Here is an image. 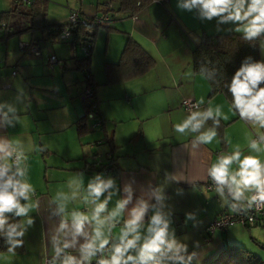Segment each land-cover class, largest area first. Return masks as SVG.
<instances>
[{
	"label": "crops",
	"instance_id": "0c3cea01",
	"mask_svg": "<svg viewBox=\"0 0 264 264\" xmlns=\"http://www.w3.org/2000/svg\"><path fill=\"white\" fill-rule=\"evenodd\" d=\"M102 3L103 0H81L80 3L70 0L63 16L45 25H64L68 13L76 7L89 17L101 14ZM184 3L185 0H168L155 3L134 17L119 14L111 27H107L111 31L107 30L105 59L108 60L104 65L118 63L115 59L121 55L126 38L133 39L156 60V66L139 78L107 84L104 67L101 77L97 69L94 71L97 45L93 46L87 76H91L95 86L94 101L102 121L101 128L94 132V121L85 118L83 123H77L86 117V106L73 98L87 87L80 75L83 72L76 70L77 62L83 59L80 47L72 48V38L69 42L55 40L47 34V29L41 28L40 34L32 30L25 32L31 27H39H29L27 12L20 10L24 6L14 0H9L7 6L0 0V24H6L12 33L0 41V143L8 151L16 150L22 155L19 167L26 169V175L17 178L26 180L35 189L29 192L27 200L20 198L21 204L33 205L25 216L5 213L8 222L13 217L19 219L24 235L21 237L22 251L0 252V264H42L46 259L53 262L54 257L55 264H62L67 255L79 261L80 246L93 236L96 224H86L87 236L78 235L73 239L72 214L84 213L91 217L96 205L105 199L108 203L101 218L108 217L119 202L128 201L118 216L105 222L103 233L109 241L119 242L121 230L132 211L142 203L146 205L137 229L140 240L126 255L138 257L140 247L150 235L148 229L152 217L157 214L161 216L162 224H167L166 240L174 243L170 250L165 244L157 254L161 264H209L224 249L233 247L230 243L234 240L230 236L239 226H231L208 238L203 230L223 213L242 212L251 204V196L256 190H245L237 199L240 204L237 206L230 204L219 191H207L205 181L217 158L237 149L242 153L241 159L255 156L264 164V140L261 139L264 128L239 119L232 104L222 94L208 97L209 85L203 76L193 72L191 54L203 36L229 31L245 36L237 28H242L246 21L222 19L228 13L209 19L201 14L199 7L184 8ZM157 4L160 8L167 6L173 13L174 24L169 25V20L157 12L160 10ZM16 18L25 23H19L20 27H17L11 23ZM185 29L202 31L200 40L198 36L186 39ZM14 35L18 37V43L36 45L40 56H30L14 48L9 51V39ZM170 37L173 38L170 41L176 39L174 46L165 44ZM255 38L264 59V32ZM50 52L64 64L49 66ZM9 58L13 61L10 68L7 66ZM42 73L52 75L50 83L43 85L32 81L42 78ZM62 83L68 95L61 91ZM32 89L56 92L62 106L55 115L45 117L44 108L39 106L42 101L36 97L34 102ZM201 98L203 103H198ZM185 99L197 104L194 111L215 110L219 106L222 115L214 117L219 124L212 127L206 121L198 132L175 131L174 125L189 115L180 107ZM32 104L35 105L33 109ZM79 126H85V130L80 132ZM209 129L215 130V138L210 144L200 142L197 137ZM253 141L259 151L250 147ZM94 156L108 164L110 171L107 174L100 173ZM0 163L12 166L11 157L0 159ZM238 168V163L234 162L230 172L234 173ZM97 176L105 182L112 180V185L95 199L89 195L88 185ZM28 219L33 223L28 224ZM62 221L68 227L60 231ZM65 242L71 246L57 257L54 243L62 247ZM94 257L83 264H89Z\"/></svg>",
	"mask_w": 264,
	"mask_h": 264
},
{
	"label": "clouds",
	"instance_id": "9594fccd",
	"mask_svg": "<svg viewBox=\"0 0 264 264\" xmlns=\"http://www.w3.org/2000/svg\"><path fill=\"white\" fill-rule=\"evenodd\" d=\"M182 7L188 9L199 7L201 14L209 19L228 13L227 16H222V19L246 21L242 28H237V31H243L245 38L248 39L264 32V0H185ZM261 82H264V63L245 64L234 73L228 90L232 94V108L238 111L240 118L247 119L264 128V87H258ZM198 103H203V98ZM221 115L219 106L215 110L209 108L203 112L191 111L184 120L174 125V128L180 133H184L186 130L198 132L208 119ZM214 123L218 125L219 120H214ZM215 136V130L209 129L201 133L197 139L202 143L210 144ZM261 139L264 140V137ZM250 147L259 151L255 141L251 143ZM0 154H4L0 156V159L12 156V152L8 151L2 143H0ZM241 155V151L237 149L230 155L219 156L216 163L211 165L209 175L217 185H228L236 199H240L245 190L255 189L257 195L252 199L264 201V164L258 157L244 156L241 159ZM19 159L20 156L17 155L16 160L19 161ZM234 162L238 163L239 168L232 173L230 166ZM25 175L26 169L18 165L15 167V171H12V166L0 163V233L6 235L10 245L9 251H13L15 247L22 245V240L16 238L22 237L24 231L22 224L8 223L5 213L15 212L16 216H25L29 208L33 206L20 202L21 197L27 200L29 192L35 191L34 187L26 180L17 178ZM111 185L112 180L105 182L97 176L88 185L89 195L98 199ZM217 190L220 191L219 188ZM127 202V200L119 202L116 209L105 218H101V213L106 210L107 199L96 205L91 217L84 213H73V239L78 235L87 236L84 231L86 224L95 222L96 227L93 236L86 239V242L80 246L81 259L78 261L76 257L67 255L62 264H83L84 261H89L95 256L97 252H103L106 246L110 244L109 239L105 238L103 233L105 222L118 216ZM145 207L146 205L142 203L140 207L132 211L131 218L125 222L121 230L119 243L111 246L110 258L101 259L98 264H129L130 261L132 264H161L157 254L161 253L162 246L165 244L170 250L174 247V243L166 240L167 224H162V218L159 214L152 217L148 229L150 235L140 247L138 257L126 255L129 249L135 248L140 240L137 229L140 226L139 222ZM27 223L32 224L33 221L28 219ZM67 227L68 225L62 221L59 230L63 231ZM18 228L21 230L17 231ZM70 246L69 242H65L62 247L56 246L54 243L56 256L58 257L64 249ZM53 264H55V257Z\"/></svg>",
	"mask_w": 264,
	"mask_h": 264
},
{
	"label": "trees",
	"instance_id": "16d2710c",
	"mask_svg": "<svg viewBox=\"0 0 264 264\" xmlns=\"http://www.w3.org/2000/svg\"><path fill=\"white\" fill-rule=\"evenodd\" d=\"M168 0H103L101 4L104 12H113L116 14L128 15L134 17L146 8L155 3H162ZM108 5L111 7L109 8ZM41 3L34 0L33 5L28 9L27 16L34 22L39 17L42 9ZM18 8H16L17 10ZM32 22V24H33ZM65 25L49 27L44 25L43 29L54 28L61 29ZM92 25L83 23L78 25L72 31L71 46L74 48L78 43H82L86 37V32ZM104 27L108 31L111 29L107 26H94L92 39L95 37L98 28ZM35 29L31 27V31ZM23 32L19 33L22 34ZM12 36V34H11ZM51 36V35H49ZM93 45V44H92ZM93 48V46H92ZM92 51V50H91ZM91 56V53H90ZM264 63V59L260 55V47L255 37L248 39L245 36L229 31L224 34L213 36H203L198 46L191 54V66L193 72L203 76L209 85L208 97L211 98L216 94H222L226 100L232 104V94L228 90V86L234 73L245 64ZM154 60L131 38H128L121 52L120 59L117 64H105L104 70L107 84L116 85L139 78L153 69ZM90 67V57L77 62L76 70L88 72ZM86 85L93 88L91 76H86ZM258 87H264L261 82ZM86 117L79 119L77 123H83ZM214 118L208 119L209 126L214 127ZM80 132L85 130V126H79ZM10 224H19V219L11 218ZM20 231V228L17 229ZM16 239H21L17 237ZM9 243L7 237L3 233L0 235V252L22 251V245L15 247L13 251H9ZM234 253H236L234 255ZM264 264L255 257L249 256L246 250L238 247H227L209 264Z\"/></svg>",
	"mask_w": 264,
	"mask_h": 264
},
{
	"label": "built area",
	"instance_id": "2783aa9c",
	"mask_svg": "<svg viewBox=\"0 0 264 264\" xmlns=\"http://www.w3.org/2000/svg\"><path fill=\"white\" fill-rule=\"evenodd\" d=\"M16 4H19L21 6H24L26 8H30L34 0H14ZM80 3L81 0H78ZM109 8H111L108 5ZM119 14L113 13V12H104L98 15L94 16H86L82 10L78 7L76 9H73L69 12L68 18L65 22V26L59 30L54 28H48L47 34L51 35L55 40L59 42H69L72 38V31L74 28H76L78 25L85 23L91 24L92 27L94 26H106L110 24L114 18H116ZM89 28L86 32V37L84 38V41L82 43H78V47H80L82 57L83 59H88L90 57V53L92 50V34H93V28ZM11 31L8 29L7 25L4 23L0 24V41L4 40L6 37L11 36ZM18 49L21 52H26L29 55L39 57L40 51L36 45H33L29 42H19L18 43ZM47 62L49 66L53 67L55 65H62L60 61H58L54 56H49L47 58ZM83 73L87 76V71L84 70ZM15 73H13L14 75ZM80 101L86 106V119L88 121H94L93 128H101L102 121L99 117V111L97 104L94 101V90L92 87L87 86L85 89H83L79 95H78ZM181 109L189 114L191 111H194L197 108V104L190 100L185 99L181 102L180 105ZM237 116L239 119V113L236 111ZM241 120H247V119H241ZM257 141V139H256ZM17 155L20 156L19 161L16 160ZM22 160V155L16 151L12 150V156H11V164L13 171H15V167L20 165V161ZM94 162L98 165L100 173L107 174L110 169L108 164H103V161L101 157L94 156L93 157ZM100 180H102L100 178ZM220 189V193L223 194L232 205L240 206L238 203V200L234 197L232 191H230V188L228 185H217L208 175L206 181H205V189L207 191H218L217 189ZM257 195V192L253 193L251 196V204L246 206V208L242 212H238L235 214L230 213H223L219 215L216 219H214L209 225H207L203 233L205 236L210 237L216 232H224L231 226H239L243 229H250V228H256L259 227L261 229H264V201H261L259 199L253 200L252 198ZM113 225H116L114 222ZM119 242L117 241H110V244L106 246V248L103 250V252H97V254L94 257V260L90 262L89 264H98L99 260L101 259H108L111 256V246L113 244H117ZM42 264H53L51 259H46Z\"/></svg>",
	"mask_w": 264,
	"mask_h": 264
},
{
	"label": "rangeland",
	"instance_id": "374dc122",
	"mask_svg": "<svg viewBox=\"0 0 264 264\" xmlns=\"http://www.w3.org/2000/svg\"><path fill=\"white\" fill-rule=\"evenodd\" d=\"M1 1L7 3V6H8L9 0H1ZM69 2H70V0L39 1V3H41V5L43 6L41 9L42 10L41 14L39 17L35 18L34 22L30 18H28L29 19V27L31 25L39 27L37 29H33L32 31L37 33V34H40L41 28L45 24H48V23L50 24L52 22V20H59V18L63 16V11L67 8V6L69 5ZM157 5L159 6V9H160L159 11L157 10V12H159V14L163 15V19L167 18L169 20L168 21L169 25L174 24L173 22H176V19H175L173 13L168 10L167 6H165V7L163 6L160 8V5L159 4H157ZM157 5H156V7H158ZM76 8H78V7H76ZM76 8H74V9H76ZM20 10L24 11L25 13L28 12V9H26L25 7H20ZM68 15H69V13H68ZM11 17H9V19ZM17 17H22V16H17ZM32 22H33V24H32ZM11 23L15 24L17 27L18 26L20 27L19 23H25V21L19 20L18 18H16V19H12ZM112 23L113 22H111L110 24H108L106 26L111 27ZM156 24H157V21L154 23V25H156ZM193 24H194V26H196L194 21H193ZM183 29H184V27H183ZM188 31H189V29H185L184 35L186 34V39H188V36H189V38L198 36V41L200 40L199 37H201L202 31H198V30H194L191 32L190 31L188 32ZM96 35H95L96 37L93 38V44L94 45H92V46L97 45V52L95 49H93V52L95 50V58L93 59L94 66H95L94 71H96V69H97V72H99V76L101 77V76H103L102 66L104 67V62H106V60H108V59H105L106 58L105 52H106V49L108 46L107 29H105L104 27L98 28ZM172 39L173 38L170 37V39L165 44H170V45L174 46L176 44V39L174 41H170ZM201 39H202V37H201ZM9 40L11 41V43L9 45V51L12 48H14L16 51H20L17 48L18 37L16 35H14V37H11ZM126 41H127V38H126ZM126 41H125V43H126ZM20 42H23V41H20ZM187 42H189V40H187ZM123 48H124V46H123ZM91 53H92V51H91ZM80 54H82V53L80 52ZM49 55L54 56L57 60H59L62 64H64V62L62 60L58 59L51 52L49 53ZM119 59H120V56L118 57V59H115L116 60L115 62H118ZM154 61H155V66H156V60H154ZM7 62L9 63L7 65L9 68L13 66V63H12L13 61L11 58H9L7 60ZM57 68L58 67H56L54 69H57ZM13 73H15V71ZM80 75L82 77V81L85 82L86 81V79H85L86 75L84 73H80ZM41 76H42V78H34L32 81L43 84V85L50 83L51 76H52L51 74L49 75L48 73H46V74L42 73ZM62 87L63 88L61 91H64L68 95L67 91L64 88L63 83H62ZM32 91H34V102H36V97H37V99L42 101L39 106L44 108L42 113L45 114L46 118H48L52 115H55L56 114L55 111H57L61 108V106H62L61 102L62 101L58 97H56V92H53V93H48L46 91L40 92L39 90H34V89H32ZM67 95H66V97H67ZM73 98H74V100L80 102V99L77 97V95L76 96L74 95ZM80 104H81V102H80ZM34 106L35 105L32 104V106H31L32 109L35 108ZM89 125L90 124L88 122V126ZM90 130H92V129H90ZM98 130H100V129H98ZM95 131H97V129L94 130V132ZM230 237L234 240L233 243H230V244H232L233 247L242 248V249L246 250V252L248 253L249 256L255 257L257 260L264 262V229H261L259 227L250 228V229H242L241 227H239V228L236 227L233 230V233ZM235 254L236 253H234V255Z\"/></svg>",
	"mask_w": 264,
	"mask_h": 264
}]
</instances>
